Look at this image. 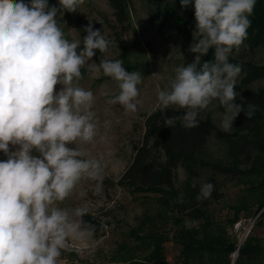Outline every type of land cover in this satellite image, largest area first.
<instances>
[{
    "label": "clouds",
    "instance_id": "clouds-1",
    "mask_svg": "<svg viewBox=\"0 0 264 264\" xmlns=\"http://www.w3.org/2000/svg\"><path fill=\"white\" fill-rule=\"evenodd\" d=\"M83 0H59L67 12H76ZM256 0H180L194 8L195 29L188 51L195 54L187 66L176 67L166 88L157 89L159 108L184 109L182 116L167 117L185 129L198 127L201 111L223 108L220 128L228 133L247 109L237 103L235 91L241 66L229 62L247 39ZM58 9L47 0H0V264H60L71 242L84 241L95 232L83 217L86 206L58 205L77 193L83 181L102 191L104 165L89 157L82 145L96 142L93 93L78 86L81 69L88 65L118 82L119 94L108 100L126 113L137 111L141 74L129 72L121 60L92 58L108 50L110 41L90 23L83 40L69 41L58 26ZM81 43L83 49H80ZM212 50L213 58H202ZM74 81L76 83H74ZM60 85L59 91L56 90ZM242 99V96H241ZM101 140L105 138L100 137ZM11 146H18L10 151ZM73 145H76L73 147ZM199 183L197 200L211 198L214 185ZM86 192L79 191L83 198Z\"/></svg>",
    "mask_w": 264,
    "mask_h": 264
},
{
    "label": "rangeland",
    "instance_id": "rangeland-1",
    "mask_svg": "<svg viewBox=\"0 0 264 264\" xmlns=\"http://www.w3.org/2000/svg\"><path fill=\"white\" fill-rule=\"evenodd\" d=\"M23 2L30 4L31 0ZM128 2L129 17L125 23L116 20L109 0H83L75 13L56 15L58 26L69 41H82L87 34L84 29L90 23L110 41L107 52L96 50L89 64L98 65L105 58L118 59L123 61L127 71L141 74V83L137 85L140 93L137 111L126 113L120 104L108 103L119 94L117 81L102 71L92 73L88 65L81 69L78 86L93 93L92 111L98 128L96 142L81 147L89 157L101 160L105 167L99 194H95V182L83 181L76 194L58 205L69 210L86 206L89 212L83 220L95 228L91 238L71 242L73 250L62 251L60 264H234L237 252L230 259L218 258L211 255L207 242L237 248L251 239L264 245V206L247 210L235 208L239 196L246 191L245 183L234 184L221 178L225 196L207 210L194 206L192 198L183 195L186 174L182 168L176 172L177 189H169L171 193L164 195L170 198L167 207L165 197L134 193L117 184L132 162L136 146L141 145L146 117L159 109L158 86L166 88L175 76L176 67L187 66L195 55L188 49L193 42L196 22L187 35L179 36L151 19L150 11L158 9L151 8L148 0ZM154 2L160 5L168 4L170 0ZM80 49H83L82 43ZM229 60L241 66L236 92L238 88L256 90L264 87V78L250 82L246 76L248 63L264 65V46L255 54L233 51ZM60 87L57 85L56 90ZM214 104L215 107L210 105L199 115L211 119L221 129L223 110L217 102ZM101 136L105 139L101 140ZM17 147L10 145V151ZM227 148V142L212 137L204 156L225 159ZM157 152L156 156L161 157ZM249 166L241 164L242 168ZM79 191L86 192V196L81 198Z\"/></svg>",
    "mask_w": 264,
    "mask_h": 264
},
{
    "label": "trees",
    "instance_id": "trees-1",
    "mask_svg": "<svg viewBox=\"0 0 264 264\" xmlns=\"http://www.w3.org/2000/svg\"><path fill=\"white\" fill-rule=\"evenodd\" d=\"M148 1L151 8L158 9L156 12L151 10L150 17L160 27L166 26L179 36L189 33L195 23L194 8L191 5L182 8L180 0H170V3L160 5L155 4L154 0ZM47 4L49 8L56 7L60 14L75 13L60 7L59 0H47ZM109 4L116 20L125 23L129 17L128 0H109ZM249 19L251 24L247 39L240 50L255 54L264 46V0H256ZM207 57H213L212 50L203 60L206 61ZM246 71L250 82L264 78V65L250 62L246 65ZM237 94V103H242L246 109L251 104L255 106V110L251 118L241 112L232 131L228 133L216 127L211 119L200 115L197 117L198 127L192 129H185L179 122L172 128L164 124L167 117L182 116L184 109L169 108L162 111L159 108L149 114L144 122L141 145L136 146L133 160L117 184L134 193L157 194L164 199L166 193H171L169 189H177L176 172L182 168L186 174L183 195H189L194 206L207 210L212 203L223 199L225 194L221 178H226L234 184H246V191L239 196L236 209H260L264 206V87L256 90L238 88ZM221 109L223 110L222 107ZM212 137L228 143L225 159L204 156ZM157 151L161 153V157L156 156ZM6 159L7 156L0 152V161ZM243 163L250 166L242 168ZM194 177L200 182L214 185L211 198L197 200L199 183L193 187ZM251 178L255 180L250 181ZM169 199L164 201L166 207ZM207 248L211 255L218 258L230 259L237 252L234 264H264V245L251 239L237 248L219 246L214 242H207Z\"/></svg>",
    "mask_w": 264,
    "mask_h": 264
},
{
    "label": "water",
    "instance_id": "water-1",
    "mask_svg": "<svg viewBox=\"0 0 264 264\" xmlns=\"http://www.w3.org/2000/svg\"><path fill=\"white\" fill-rule=\"evenodd\" d=\"M236 258H237V254H236V256H235V260H236Z\"/></svg>",
    "mask_w": 264,
    "mask_h": 264
},
{
    "label": "built area",
    "instance_id": "built-area-1",
    "mask_svg": "<svg viewBox=\"0 0 264 264\" xmlns=\"http://www.w3.org/2000/svg\"><path fill=\"white\" fill-rule=\"evenodd\" d=\"M72 245V244H71ZM72 250H73V245H72Z\"/></svg>",
    "mask_w": 264,
    "mask_h": 264
}]
</instances>
